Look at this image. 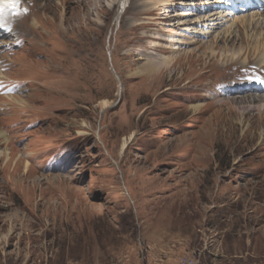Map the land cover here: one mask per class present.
Segmentation results:
<instances>
[{
  "label": "rangeland",
  "instance_id": "obj_1",
  "mask_svg": "<svg viewBox=\"0 0 264 264\" xmlns=\"http://www.w3.org/2000/svg\"><path fill=\"white\" fill-rule=\"evenodd\" d=\"M177 1L0 15V264H264V10Z\"/></svg>",
  "mask_w": 264,
  "mask_h": 264
},
{
  "label": "bare ground",
  "instance_id": "obj_2",
  "mask_svg": "<svg viewBox=\"0 0 264 264\" xmlns=\"http://www.w3.org/2000/svg\"><path fill=\"white\" fill-rule=\"evenodd\" d=\"M126 1V0H125ZM220 0H206L205 4L204 5H214L216 3H219L217 2ZM247 1V3L249 2H252L253 0H245ZM158 3H162L160 4L163 5L164 2H155L154 5H157ZM36 4V3H35ZM35 4L33 2V0H16L15 4L12 2V0H0V5H5L4 7V11L2 13V16L4 15V17L6 16L7 19H9L8 22H4L3 24H1L2 27H5V26H8L9 23H11V21H13L15 19V17L18 18V20H20V24L23 25V23H25L24 20L28 19L29 17L32 16V14L34 13V9H35ZM125 5V4H124ZM175 5H179V6H182V5H186V3H184L183 0H178L177 2H175ZM24 6H26V8L24 10H22L24 8ZM158 7V5L156 6ZM37 12V11H36ZM34 15V14H33ZM1 18V17H0ZM252 18V17H251ZM7 19H4V20H7ZM218 18H213L212 20H217ZM247 21H250V17H246L245 18H242L241 20V23H246ZM2 23V21H1ZM215 27V25H220L222 24V21H215V22H212ZM250 24H254V21H250ZM20 26V25H19ZM29 26V25H28ZM31 27H34L35 29H38L39 28V20L37 18H35L33 20V23L31 24ZM28 28V27H27ZM13 29V27H12ZM24 29L23 26L21 27V30ZM20 28L18 27L17 28V31L20 32V33H23V30L21 31ZM28 30V29H27ZM55 37V36H54ZM264 44V43H263ZM260 44H257L255 47H253V51L254 52H257V55H261L260 57V60L261 61H264V51L260 50ZM264 48V47H263ZM252 50V49H251ZM34 51V50H33ZM173 59L169 58V57H158V58H151V61L148 60V62H145L143 63L141 66H140V70L138 71V73H142V74H145V75H150L151 77H153L154 75H156L158 77L157 74H159V71L161 70L160 68L163 66V65H170L171 66V61ZM164 76V75H163ZM156 78V77H155ZM211 79V78H210ZM248 79V78H247ZM147 80V79H146ZM155 80V79H154ZM260 81H263V80H260ZM158 82V81H157ZM231 82H226V85H230ZM32 86V85H31ZM226 88V87H225ZM38 89V87H37ZM43 89V88H42ZM34 90H35V87H34ZM52 91V90H51ZM34 93V92H33ZM18 102H13V104H17ZM107 101L105 100L103 102V105L104 107H107ZM22 104V103H20ZM24 107V106H23ZM22 107V108H23ZM194 108H198V105H195ZM134 136V132L131 133L129 139L133 138ZM129 139L128 138H124V142L122 144V149H125L127 146H128V142H129ZM3 152H0V155L2 154Z\"/></svg>",
  "mask_w": 264,
  "mask_h": 264
},
{
  "label": "snow or ice",
  "instance_id": "obj_3",
  "mask_svg": "<svg viewBox=\"0 0 264 264\" xmlns=\"http://www.w3.org/2000/svg\"><path fill=\"white\" fill-rule=\"evenodd\" d=\"M4 7H5V5H0V15H2V13L4 11Z\"/></svg>",
  "mask_w": 264,
  "mask_h": 264
}]
</instances>
